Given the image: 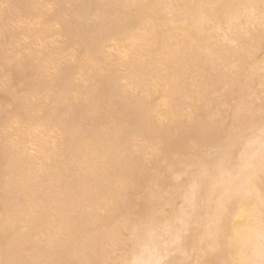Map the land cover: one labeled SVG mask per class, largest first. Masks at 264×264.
I'll return each mask as SVG.
<instances>
[{"label": "bare ground", "instance_id": "1", "mask_svg": "<svg viewBox=\"0 0 264 264\" xmlns=\"http://www.w3.org/2000/svg\"><path fill=\"white\" fill-rule=\"evenodd\" d=\"M4 5L0 264H264V0Z\"/></svg>", "mask_w": 264, "mask_h": 264}, {"label": "rangeland", "instance_id": "2", "mask_svg": "<svg viewBox=\"0 0 264 264\" xmlns=\"http://www.w3.org/2000/svg\"><path fill=\"white\" fill-rule=\"evenodd\" d=\"M45 1H46V0H45ZM47 2H49V3L51 4V3L53 2V0H51V1H50V0H47ZM4 6H5V5H4ZM4 6H2L3 8L0 7V8H1V9H0V18H1V19L3 18V17H1V16H3V13H4V14H5V13L7 14V15L5 14V16H6V18H7L8 20L5 19V18H4V19L8 21V22H6V23H7V26H8V29H10V30H12V31L15 29V30H14L15 33H17V32H20V33L22 32V33H23V32H24V35L27 34V33H25V32H26V31L28 32V30H29L28 27H26V25L24 26V25L20 22V23L22 24V25H21V24L19 23V21H17V20L19 19V15L17 14V10H16V9L14 10V7L10 8L11 5H8L7 7H6V6L4 7ZM10 9H11L12 11H11ZM4 11H5V12H4ZM1 12H2V14H1ZM7 12H8V13H7ZM17 16H18V17H17ZM2 22H3V21H2ZM2 22H1V23H2ZM1 23H0V24H1ZM6 23H5V24H6ZM16 24H17V25H16ZM19 24H20L24 29L21 28V26H20ZM14 26H18V27L14 28ZM19 26H20V27H19ZM11 27H12L13 29H12ZM20 28H21V29H20ZM16 29H18V30H16ZM27 29H28V30H27ZM22 33H21V34H22ZM17 34H18V33H17ZM21 34H20V35H21ZM33 34H34V33H32V35H33ZM36 34H37V33L34 34V36H35L36 39H34L35 41H33V43H34L33 46H36V47H34V50H35V51H39V50L41 49L42 46L39 44L40 41H38V39H37L38 36H36ZM18 35H19V34H18ZM24 35L21 36L22 39H20V41L22 40L23 44L27 45V44H26V43H27V42H26L27 39L24 37ZM24 38H25V39H24ZM23 39H24V40H23ZM29 42H30V41H28V43H29ZM21 44H22V43H21ZM23 44H22V45H23ZM35 44H36V45H35ZM50 45H51V44H49V46H50ZM56 45H57V44H56ZM56 45L54 44V46H56ZM39 46H40V49L37 48V47H39ZM36 48H37V49H36ZM111 49H113V48H111ZM111 49L108 48L107 54L111 57V59H112L113 61H115L116 58H117L116 55H115L116 53H115V50H111ZM1 50H2V49H1ZM1 50H0V53H1L2 55H0V57L2 56L1 58H2L3 61L0 62V67L3 66V65H1V63H2V64L5 63L6 67H11V65H12L13 62H14V64L17 65L16 61H13V62H12V61H9V59L12 57V55H9L10 53L7 51V50H9V49L6 48V49H5L6 52L3 51L4 49H3L2 51H1ZM8 53H9V54H8ZM3 55L5 56V59H7L9 62L6 61V60L4 61V57H3ZM8 55H9V56H8ZM6 57H7V58H6ZM8 58H9V59H8ZM31 60H32L31 63L34 64V65H36V60H35V59H34V60L31 59ZM34 61H35V62H34ZM10 62H11V63H10ZM7 63H8V64H7ZM5 65H4V66H5ZM8 65H9V66H8ZM12 66H13V65H12ZM1 70H2L3 72H2ZM5 71H6V70H5ZM5 71L3 70V67H1V69H0V78H1L2 80L0 79V85H2V83H3V84H6L5 81H7V78L9 77V76H8L9 73H8V72L5 73ZM7 74H8V75H7ZM7 76H8V77H7ZM3 80H4V82H2ZM263 94H264V92H263ZM263 94H262V95H263ZM263 96H264V95H263ZM225 110H227V109L223 106V107H220V109L218 110V112H219L220 114H222V116H224V111H225ZM220 117H221V116H220ZM13 125H14V124L11 125V126H12V129L10 128V131H11V132H13V131L16 130V126H15V125L13 126ZM52 136H53V135L50 136V140H49L48 142H53V141L51 140ZM35 137H36V135L33 136V140H34V141H33V144H31V145L28 146V150H29L28 152L30 153L31 156H34V158L37 156L36 158H37V160H38V157L41 158V156H42V154L39 153L38 149H39V147H41V145L46 144V143H45V142L43 143V141H40V139H38L37 137L35 138ZM53 138H54V137H53ZM53 138H52V139H53ZM37 139H38V140H37ZM53 140H54V139H53ZM53 143H54V142H53ZM51 144H52V143H51ZM49 145H50V143H49ZM37 151H38V152H37ZM39 154H40V156H38ZM35 155H36V156H35ZM41 159H42V158H41ZM37 160H36V161H37ZM39 160H40V159H39ZM153 160H154V158H152V156H148L147 161H146V168L149 169V168H151V167H154L153 169H156L157 164H156V162L154 163ZM155 161H156V159H155ZM148 185L150 186V184H148ZM151 186H153V185L151 184ZM154 186H155V185H154ZM154 186H153V187H149V188H148V186H146V188H148L149 191H150V193H148V197H150V194H152L154 191H156V189H155ZM154 189H155V190H154ZM146 191H147V189H146ZM149 191H148V192H149ZM152 195H153V194H152ZM152 195H151V196H152ZM153 198H154V197H153ZM153 198H152V199H153ZM152 199H150V200H151V201H150V202H151V203H150V206L157 207V206L160 205V201H158V200L155 198V200H156V202H155V200L153 199V200H154V201H153ZM157 201H158L159 204L157 203ZM123 235H125V234H123ZM121 237H123V239H122V240H121V239L119 240V243H118L119 246H118V248H119L120 250H122V249L125 248L124 250H122V251H125L127 247H125V246H126V243H124V242H125V241H124V236H121ZM119 249H118V251H120ZM120 252H121V251H120Z\"/></svg>", "mask_w": 264, "mask_h": 264}, {"label": "snow or ice", "instance_id": "3", "mask_svg": "<svg viewBox=\"0 0 264 264\" xmlns=\"http://www.w3.org/2000/svg\"><path fill=\"white\" fill-rule=\"evenodd\" d=\"M262 134H264V131H262ZM261 167H262V172H264V156H262ZM261 239L264 240V234H262ZM132 264H138V262L133 261Z\"/></svg>", "mask_w": 264, "mask_h": 264}]
</instances>
